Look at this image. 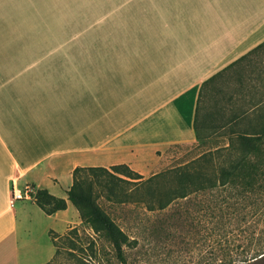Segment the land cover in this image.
I'll return each instance as SVG.
<instances>
[{
  "label": "crops",
  "instance_id": "crops-1",
  "mask_svg": "<svg viewBox=\"0 0 264 264\" xmlns=\"http://www.w3.org/2000/svg\"><path fill=\"white\" fill-rule=\"evenodd\" d=\"M262 42L264 0H0V264L47 259L75 168L155 174L194 142L201 84Z\"/></svg>",
  "mask_w": 264,
  "mask_h": 264
},
{
  "label": "rangeland",
  "instance_id": "rangeland-1",
  "mask_svg": "<svg viewBox=\"0 0 264 264\" xmlns=\"http://www.w3.org/2000/svg\"><path fill=\"white\" fill-rule=\"evenodd\" d=\"M250 59L253 62L246 66L248 72L253 64L264 67V48ZM235 82L236 78L231 79L228 87H224L226 94L234 91ZM209 138L205 143H184L163 149L158 153L159 164L151 173L185 165L228 143L224 132ZM226 155L214 156L211 168L226 163ZM110 167L107 169L112 172ZM152 175H142L140 180ZM95 177L84 175L92 182ZM173 183L169 178L159 187L164 191ZM258 183L250 191L233 185L198 190L186 198L175 199L163 209L149 210L142 201L113 202L94 182L98 203L128 237L122 257L117 256L108 239L94 232L77 214L66 227L55 229L53 225L47 231L50 252L39 264H264V180ZM122 187L130 190L132 185ZM137 196L147 198L144 189ZM44 222L50 224L49 219Z\"/></svg>",
  "mask_w": 264,
  "mask_h": 264
},
{
  "label": "trees",
  "instance_id": "trees-1",
  "mask_svg": "<svg viewBox=\"0 0 264 264\" xmlns=\"http://www.w3.org/2000/svg\"><path fill=\"white\" fill-rule=\"evenodd\" d=\"M262 48L264 42L210 76L200 86L193 123L195 141L192 143H205L212 134L224 132L228 140L226 145L145 180H140L142 175L126 164L111 166L112 172L106 167H77L73 170V183L66 191L68 201L76 208L83 223L108 239L117 256L122 257L128 237L98 203L94 182L113 202L142 201L149 210H154L163 209L175 199L186 198L198 190L233 185L240 186L242 191H250L264 180V67L253 64L250 72L246 69L253 62L250 56L257 55ZM234 78V91L226 94L224 87H228V82ZM226 153L228 161L211 168L214 156L220 158ZM89 174L96 176L94 182L84 178ZM169 178L174 183L163 191L159 185ZM134 179L140 181L134 182ZM122 184L132 187L127 190ZM141 189H144L147 195L144 199L147 200L137 196ZM34 198L46 214L67 207L65 199L50 194L46 189H38Z\"/></svg>",
  "mask_w": 264,
  "mask_h": 264
},
{
  "label": "built area",
  "instance_id": "built-area-1",
  "mask_svg": "<svg viewBox=\"0 0 264 264\" xmlns=\"http://www.w3.org/2000/svg\"><path fill=\"white\" fill-rule=\"evenodd\" d=\"M35 191L32 187L27 186L23 190L15 189L12 190V202L14 203L17 200H29L34 199Z\"/></svg>",
  "mask_w": 264,
  "mask_h": 264
}]
</instances>
